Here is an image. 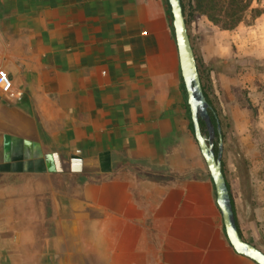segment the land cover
<instances>
[{"label": "crops", "instance_id": "0c3cea01", "mask_svg": "<svg viewBox=\"0 0 264 264\" xmlns=\"http://www.w3.org/2000/svg\"><path fill=\"white\" fill-rule=\"evenodd\" d=\"M214 29L216 59L255 67L264 13ZM0 68L14 92H0V178L32 182L40 264H257L226 237L166 0H0ZM231 195L264 252V205Z\"/></svg>", "mask_w": 264, "mask_h": 264}, {"label": "rangeland", "instance_id": "374dc122", "mask_svg": "<svg viewBox=\"0 0 264 264\" xmlns=\"http://www.w3.org/2000/svg\"><path fill=\"white\" fill-rule=\"evenodd\" d=\"M253 7L264 8V0L255 2ZM187 14H189L188 7ZM254 21L255 18L249 12L242 23L251 25ZM188 28L213 103V112L222 130L225 144L223 162L231 190L242 207L245 206L249 196L253 198L256 206H262L264 205V129L262 128L264 53L259 54L261 59H256L255 67L252 66L250 59L240 57L232 61L216 59L214 46L217 30L214 29V25L206 17H201L188 24ZM204 45L206 52H204L205 48L203 49ZM233 47L236 48V45ZM254 92L259 95L255 97ZM255 125L258 128L253 133ZM253 167L257 180L248 181L245 173L253 171ZM207 174L209 177L208 169ZM31 183V181H8L0 178V264H40L41 229L38 227L40 219L38 202L37 198L23 192L24 185L28 190ZM8 188L12 193L10 197L6 196ZM30 225L34 226L35 241L27 245L23 243L21 235Z\"/></svg>", "mask_w": 264, "mask_h": 264}, {"label": "water", "instance_id": "95a60500", "mask_svg": "<svg viewBox=\"0 0 264 264\" xmlns=\"http://www.w3.org/2000/svg\"><path fill=\"white\" fill-rule=\"evenodd\" d=\"M168 3L173 19L187 103L194 127V137L214 185L216 202L222 215L226 237L236 253L253 260L257 264H264V252L247 242L241 236L238 228L231 190L223 170L224 138L220 125L214 124L210 114L212 107L204 93L182 2L181 0H168ZM201 122L205 123L204 131L201 128ZM216 143H218L217 151Z\"/></svg>", "mask_w": 264, "mask_h": 264}, {"label": "trees", "instance_id": "16d2710c", "mask_svg": "<svg viewBox=\"0 0 264 264\" xmlns=\"http://www.w3.org/2000/svg\"><path fill=\"white\" fill-rule=\"evenodd\" d=\"M184 15L186 17L187 24H190L201 17H206L214 26L218 27L224 31L235 30L246 18V15L251 12L253 18H258L264 13V8H255L254 3H259V0H181ZM168 13L171 15L170 5L168 0H166ZM187 7L189 9V14H187ZM198 69L204 89L205 96L211 105L212 109L210 114L215 125L219 124L215 113L213 112V103L209 97V92L204 81L203 71L201 69L200 60L197 57ZM182 89L184 98L187 101V94L185 90L184 83L182 82ZM189 116L190 110L187 105ZM201 128L205 130V123L201 122ZM190 130L194 135V127L190 116ZM216 151L218 150V143L215 145ZM223 170L225 173V164L223 162ZM226 176V173H225ZM210 177V175H209ZM227 178V177H226ZM228 181V180H227ZM228 186L231 190V185L228 182ZM232 203L235 209L234 200L232 198ZM239 228V226H238ZM240 231V229H239ZM242 236V233L240 231ZM243 237V236H242Z\"/></svg>", "mask_w": 264, "mask_h": 264}, {"label": "built area", "instance_id": "2783aa9c", "mask_svg": "<svg viewBox=\"0 0 264 264\" xmlns=\"http://www.w3.org/2000/svg\"><path fill=\"white\" fill-rule=\"evenodd\" d=\"M0 92L7 97L14 96L13 82L3 68H0Z\"/></svg>", "mask_w": 264, "mask_h": 264}]
</instances>
